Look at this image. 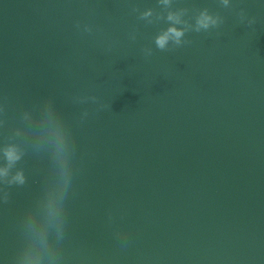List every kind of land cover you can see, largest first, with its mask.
Returning <instances> with one entry per match:
<instances>
[{"label":"water","instance_id":"1","mask_svg":"<svg viewBox=\"0 0 264 264\" xmlns=\"http://www.w3.org/2000/svg\"><path fill=\"white\" fill-rule=\"evenodd\" d=\"M0 264H264V0H0Z\"/></svg>","mask_w":264,"mask_h":264},{"label":"clouds","instance_id":"2","mask_svg":"<svg viewBox=\"0 0 264 264\" xmlns=\"http://www.w3.org/2000/svg\"><path fill=\"white\" fill-rule=\"evenodd\" d=\"M224 4H227V0H223ZM168 20L174 21L175 24L182 25V27H168L167 30L163 31L162 34L155 37V44L156 46L161 49L165 50L168 48L170 42L175 46H180L185 41L182 39L185 36V33L191 30L194 31H201V30H208L210 27H215L219 24L218 19L213 18L211 15H208L206 12L201 13V15L196 19L195 25L190 23H181V21L172 16H168ZM148 54L151 53V50H146ZM17 157L15 156L14 152L8 153V159L14 160ZM17 179H22L21 177H17Z\"/></svg>","mask_w":264,"mask_h":264}]
</instances>
